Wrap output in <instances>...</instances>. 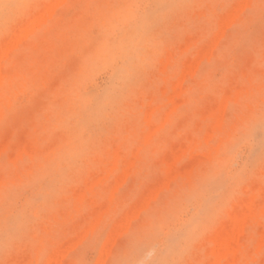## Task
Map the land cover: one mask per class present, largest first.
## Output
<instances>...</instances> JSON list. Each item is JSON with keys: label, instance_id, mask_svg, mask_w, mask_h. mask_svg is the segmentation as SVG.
<instances>
[{"label": "rangeland", "instance_id": "rangeland-1", "mask_svg": "<svg viewBox=\"0 0 264 264\" xmlns=\"http://www.w3.org/2000/svg\"><path fill=\"white\" fill-rule=\"evenodd\" d=\"M247 1L0 0V264H213L243 222L223 264H264V0Z\"/></svg>", "mask_w": 264, "mask_h": 264}, {"label": "bare ground", "instance_id": "bare-ground-1", "mask_svg": "<svg viewBox=\"0 0 264 264\" xmlns=\"http://www.w3.org/2000/svg\"><path fill=\"white\" fill-rule=\"evenodd\" d=\"M52 2H53V1H52ZM239 3H240V2H238V4H239ZM51 4L54 5V2L51 3ZM238 4H236L237 7H238L237 10H239V9H242V10H243V8L248 4V1L246 0V4H245V5L242 3V4L240 5L241 8H240V6H238ZM249 4H250V3H249ZM53 5H51V6H53ZM233 5H234V4H233ZM242 5H244V6H242ZM48 6H49V5H48ZM48 6H47L46 8H48ZM51 6H50V7H51ZM56 6H57V5H56ZM56 6H55V7L53 6L52 8H56ZM242 7H243V8H242ZM52 8H51V9H52ZM234 8H235V7H234ZM234 8H233V9H234ZM48 9H49V8H48ZM44 10H45V9H44ZM44 10L42 9L40 12H42V14H43ZM54 10H56V9H54ZM227 11H228V10H227ZM233 11L235 12V10H231V13H232V14L229 13L230 17H233V15H234V17H236V16L238 15V14H236L237 12H235V13L233 14ZM240 11H241V10H240ZM48 12L52 14V11L49 10ZM241 12H242V11H241ZM53 13H54V12H53ZM238 13H240V12H238ZM39 14H40V13H39ZM51 14H50V15H51ZM36 15L38 16L37 13H36ZM42 16H43V15H42ZM42 16L40 15L41 18H42ZM224 16H226V15H224ZM40 17H39V18H40ZM228 17H229V16H228ZM228 17H227V18H228ZM234 17H233L232 19H234V21H235V18H234ZM33 18H34V17H33ZM35 18H36V17H35ZM35 18H34V19H35ZM30 19H32V17H31ZM36 19H37V18H36ZM225 19H226V18H225ZM32 20H33V19H32ZM222 20H223V19H222ZM229 20H231V18L226 19V20H225L226 22H225V23L222 22V23L226 24L227 21L229 22ZM28 21H29V20H28ZM32 22L35 23V22H37V20H36V21H32ZM42 22H43V21H42ZM30 23H31V20L29 21V23L26 22V24H30ZM220 23H221V22H220ZM231 23H233L232 20H231ZM26 24H24L25 28H26V26H28V25H26ZM31 24H32V23H31ZM38 24H39V23H38ZM38 24L36 23L34 26H37ZM228 24H229V26H230V22H229ZM24 26H23V27H24ZM221 26H223L222 29H224V26H225V25L222 24ZM229 26L227 25L226 27H229ZM40 27H41V26H40ZM226 27H225V28H226ZM30 28H31V27H30ZM220 28H221V27H220ZM28 29H29V27H28ZM33 30H34V29H33ZM220 30H221V29H220ZM221 31H222V30H221ZM224 31H225V29H224ZM224 31L221 32V33L224 34ZM26 33H27V32H26ZM218 33L220 34V36H218L219 34H217V36H216L217 38L222 36V34H221L220 32H218ZM32 34H33V33H32ZM106 35H107V34H106ZM137 36H138V35H137ZM137 36H136V37H137ZM12 37L14 38V36H12ZM216 37H215V38H216ZM215 38H213V39H215ZM19 39H20V40H19ZM213 39H212V40H213ZM219 39H220V38H219ZM219 39H215L216 41L213 42V43H214L215 45H217L216 43H218ZM14 40H17V41H20V42H21L22 38L20 37V35H18V37H16V39H14ZM10 41H12V39H11ZM10 41H9V42H10ZM17 41H16V43H18ZM213 43L211 42L210 44H213ZM8 44H10V43H7V45L4 44V46L7 47ZM11 44H13V41H12ZM214 44H213V45H214ZM17 45H18V44H17ZM215 45H214V46H215ZM4 46H3V47H4ZM13 46H14V44L12 45L11 48H13ZM14 47H15V46H14ZM16 47H17V46H16ZM207 47H209V46H207ZM211 47H212V46H210V48H211ZM11 48H9V46H8L6 49H7V50H8V49L10 50ZM214 48H215V47H212V50H213ZM206 49H207V48H206ZM207 50H208V49H207ZM3 51H6V50H3ZM3 51L0 50V53H1L2 55H3L4 53H6V54L8 53V51H7V52H4V53H3ZM210 51H211V49H210ZM200 52H201V51H200ZM207 52L209 53V51H207ZM202 53H203V52H202ZM202 53H201V54H202ZM205 53H206V52H204V55H205ZM211 53L213 54V51H211ZM1 54H0V55H1ZM131 54H132V53H131ZM201 54H200V55H201ZM212 54H211V55H212ZM2 55H1V56H2ZM204 55H201L203 59H204ZM1 56H0V57H1ZM6 56H7V55H6ZM201 56H200V57H201ZM1 58H2V57H1ZM1 58H0V60H1ZM196 58H197V57H196ZM197 59H198V58H197ZM195 60H196V59H195ZM195 60H194V61H195ZM200 60H201V59H200ZM200 60H199L198 62H196L197 65L200 63ZM208 60H209V58H208ZM188 61H189V60H188ZM125 62H126V61H125ZM193 63H195V62H193ZM192 65H194V64H192ZM192 65H191V67H194V66H195V68L197 69L196 65H194V66H192ZM0 67H1V66H0ZM189 67H190V66H189ZM189 67H186V71H188V72H190ZM187 68H188V70H187ZM192 69H193V68H192ZM192 69H191V72H195L196 69H193V71H192ZM183 71H184V70H183ZM186 71H185V72H186ZM123 72H124V71H123ZM0 75H1V73H0ZM183 76L185 77L186 74L184 75V73H183V75H181L180 79H182ZM180 79H179V81H182V80H180ZM183 80H184V79H183ZM182 82H183V81H182ZM180 84H181V86H182V83H179V85H180ZM174 86H175V85H174ZM180 88H181V87H180ZM178 90H179V89H178ZM180 90H183V88H181ZM180 90L178 91L179 94H181ZM175 91H176V88H175ZM176 93H177V92H175L174 94H176ZM174 94H171V98L173 97V98H172V101H173V99H174V97H175ZM178 96H179V95H178ZM100 98H101V97H100ZM225 99H226V98H225ZM98 100H99V99H98ZM170 100H171V99H170ZM226 101H227V99H226ZM224 103H225V102H224ZM178 104H179V103H178ZM72 105H73V104H72ZM222 105H223V104H222ZM73 106H74V105H73ZM177 106H179V105H177ZM223 106H224V107H223V110H225V109H224V108H225V105H223ZM221 107H222V106H221ZM221 107H220V109H221ZM154 108H155V107H154ZM175 108H176V106L174 107V110H175ZM154 110H155V109H154ZM150 111H151V110H150ZM222 112H223V111H222ZM222 112H221V113H222ZM150 113H151V112H150ZM223 113H224V112H223ZM223 113H222V114H223ZM147 115H148V114H147ZM150 115H151V114H150ZM222 116H223V115H222ZM221 118H222V117H221ZM221 118H220V119H221ZM163 124H164V123H163ZM162 127H163V126H162ZM156 128H157V127H156ZM152 132L154 133L153 130H152ZM150 133H151V132H150ZM150 135H152V133H151ZM150 135H149V136H150ZM149 136L147 137V140H149ZM1 147H2V146H1ZM0 150H1V149H0ZM28 150H29V149H28ZM118 151H119V149H118ZM181 152H182V151H181ZM179 158H180V157H179ZM179 158H178V159H179ZM172 161H173V160H172ZM169 162H170V160H169ZM170 165H171V164H170ZM171 167H172V166H171ZM126 171H128V170H126ZM129 172H130V170H129ZM129 172H128L127 174H125V177H124L125 179H124V180L122 179V181H120L121 179H118L119 182H120V184H122L123 181L125 182V180H126V175H128ZM172 174H173V173H172ZM123 176H124V174H123ZM121 177H122V175H121ZM170 178H171V177H170ZM172 178H173V177H172ZM168 180H169V179H168ZM168 180H167V181H168ZM162 181H163V180H162ZM164 182H165V181H164ZM168 182H170V181H168ZM161 183H162V182H161ZM157 184H158V183H157ZM169 184H170V183H169ZM169 184H168V187H169ZM117 185H118V184H117ZM119 186H120V185H119ZM157 186H159V185H157ZM157 186H156V187H157ZM162 186H163V185H162ZM156 187H155V188H156ZM168 187H167V188H168ZM153 188H154V187H153ZM117 189H118V186H117L116 189H114V190H117ZM156 189H163V187H162V188H161V187H158V188H156ZM78 190H79V189H78ZM79 192H80V191H79ZM112 192H114V191L112 190ZM157 192H159V190H157ZM157 192H156V193H157ZM75 194H76V193H75ZM154 194H155V192H154ZM154 194H153L152 196L156 197L158 193L155 194L156 196H155ZM77 195H78V194H77ZM149 195H151V193H149ZM253 196H254V195H253ZM111 199H112V198H111ZM144 199H146V198H144ZM148 199H149V197H147V200H148ZM154 199H155V198H154ZM252 199H253V198H252ZM142 200H143V199H142ZM248 200H250V201L253 202V200H251V199H247V200H246V203L248 202ZM149 201H150V199H149ZM149 201H148V202H149ZM142 203H143V201H142ZM144 203H145V202H144ZM144 203H143V204H144ZM146 203H147V202H146ZM146 203H145V205L147 206L148 204H146ZM247 204L249 205L250 203H247ZM139 205H141V204L139 203ZM132 206H134V205H132ZM249 206H250V208H251L250 210H253V209H252L253 206H252V207H251V205H249ZM144 207H145V206H143V208H144ZM134 208H135V207H134ZM134 208H133V209H134ZM133 209H132V210H133ZM135 209H136V208H135ZM137 209H138V208H137ZM132 210H131V214H132V212H133ZM140 210H142V209H140ZM140 210H139V211H140ZM129 211H130V210H129ZM244 211H245V210H244ZM135 212H136V211H135ZM234 212H235V211H234ZM247 212H248V211H247ZM88 213H90V212H88ZM139 213H140V212H138V214H139ZM237 213H238V211H237ZM135 214H136V213H135ZM232 214H233V213H232ZM136 215H137V214H136ZM130 216H131V217H130ZM134 216H135V215H133V217H134ZM240 216H241V214H240ZM244 217L246 218V217H248V215L246 214V215H244ZM244 217H241V218L243 219ZM23 218H24V217H23ZM125 218H126V219H125ZM130 218H132V215H129V219H130ZM134 218H135V217H134ZM134 218H133V219H134ZM127 219H128V217H124V218H123V223H122V221H120V223H121V224H124V221H125V220H126V222H130V221H131V220H129V219L127 220ZM239 219H240V218H239ZM246 220H247V219H246ZM241 221H242V220H241ZM241 221H240V222H241ZM247 221H248V220H247ZM242 222H243V221H242ZM117 224H118V223H117ZM117 224H116V225H117ZM127 224H128V223H127ZM127 224H126V225H127ZM238 224H239V225H238ZM240 224H242V223H237V224H236V227H235V229H233V232H232V233L230 232V229H229V232L231 233L229 236L225 234V236H228L229 238L222 239V238L218 237L219 242H218V244L216 243V245H217V246H215L216 249H215V247H213L214 250H215L214 255H213V256H214V260H213L214 263H213V264H223V262H224L225 260H227V258H229L230 256H232L233 254L236 253L237 248H238V245L240 244V238H241L240 235H241V234L243 233V231H244V227H243L242 225H244L245 223L243 222L242 225H240ZM128 225L130 226V223H129ZM128 225H127V227H126L127 229H128ZM237 225L240 226V227H238ZM241 226H242V227H241ZM94 227H95V225H94ZM94 227H93V228H94ZM114 227H116V226H114ZM116 228H118V227H116ZM123 228H124V226H123ZM126 228H124V229L127 230ZM227 228H228V227H227ZM118 229H120V228H118ZM85 230H89V228H88V229L86 228ZM113 230L115 231L116 229L114 228ZM120 230H122V229H120ZM120 230H119L118 232H121ZM219 231H220V230H219ZM87 232H88V231H87ZM121 233H122V232H121ZM222 233H223V232H221V235H224V234H222ZM224 233H225V232H224ZM87 234H88V233H84V232H83V235H84V236H86ZM119 234H120V233H119ZM122 234H123V233H122ZM243 234H244V233H243ZM78 235H79V234H78ZM83 235H82V236H83ZM113 235H114V234H113ZM113 235H112L111 237H113ZM117 235H118V233H117ZM48 236H50V235H48ZM79 236H80V237H79ZM79 236H78L77 238H80V239H81V234H80ZM121 236H122V235H121ZM111 237H110V238H111ZM115 237H116V236H115ZM221 237H223V236H221ZM263 237H264V236H263ZM263 237H262V238H263ZM77 238H76V239H77ZM116 238H117V237H116ZM213 239H214V238H213ZM220 239H222V241H220ZM110 241H111V239H110ZM67 242L69 243V241H67ZM67 242L64 243V245L67 244ZM71 242H73V241H71ZM115 242H116V240H115ZM260 242H261V241H260ZM109 243H110V242H108V244H109ZM113 244H114V242H113ZM113 244H112V245H113ZM109 245H110V244H109ZM65 249H66V248H65ZM65 249H63L62 252H64ZM109 249H111V247H109ZM109 249H107V250L110 251ZM57 250H58V249H57ZM67 250H68V249H67ZM107 250H105V251H107ZM108 251H107V253H108ZM57 252H61V249H60L59 251H57ZM103 252H104V251H103ZM109 253H111V252H109ZM54 254H55V256H57V254H59V253H56V252H55ZM66 254H67V252H66ZM103 254H104V253H103ZM59 255H60V254H59ZM62 255H63V254H62ZM64 255H65V254H64ZM64 255H63V256H64ZM105 255L107 256L106 252H105ZM53 256H54V255H53ZM60 256H61V255H60ZM106 256H105V257H106ZM55 258H56V257H55ZM55 258L52 257L50 261H52V260H54V261L49 262V264H50V263H53V262H55V263H53V264H57V262H58L57 260H59V259H57V258L55 259ZM61 258H62V257H61ZM61 258H60V259H61ZM103 259H104V258H103ZM105 259H106V258H105ZM61 260H62V259H61ZM235 260H236V258H235ZM56 261H57V262H56ZM101 261H102V260H101ZM105 261H106V260H105ZM103 262H104V260H103ZM47 263H48V262H47ZM100 263H101V262H100ZM100 263H99V264H100ZM210 263L212 264V260H211ZM226 263H227V262H226ZM226 263H225V264H226ZM59 264H60V261H59ZM207 264H208V263H207ZM227 264H228V263H227Z\"/></svg>", "mask_w": 264, "mask_h": 264}]
</instances>
